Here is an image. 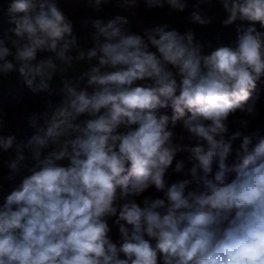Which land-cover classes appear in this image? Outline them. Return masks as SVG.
Returning <instances> with one entry per match:
<instances>
[{
	"label": "clouds",
	"instance_id": "obj_1",
	"mask_svg": "<svg viewBox=\"0 0 264 264\" xmlns=\"http://www.w3.org/2000/svg\"><path fill=\"white\" fill-rule=\"evenodd\" d=\"M105 2L87 0L97 11ZM143 2L187 7L186 0ZM220 2L224 26H249L205 54L191 31L161 25L139 35L119 15L91 21L93 45L83 49L58 0H11L14 27L0 38V73L18 71L41 92L57 73L81 62L87 68L62 80L63 98L49 103L44 126L30 117L36 132L26 142L0 135V150L16 154L11 172H29L0 207V264H264V138L253 145L244 136L231 166V141L241 133L225 139L230 115L254 113L253 92L264 77V31L255 26L264 29V0ZM192 21L211 23L198 12ZM167 108L171 116L159 114ZM180 121L187 136L169 129ZM178 152L189 153L192 180L168 185ZM174 171L184 172V161ZM192 182L199 187L186 191ZM152 186L164 198L146 197L141 206L136 198ZM106 217H116L119 245Z\"/></svg>",
	"mask_w": 264,
	"mask_h": 264
},
{
	"label": "trees",
	"instance_id": "obj_2",
	"mask_svg": "<svg viewBox=\"0 0 264 264\" xmlns=\"http://www.w3.org/2000/svg\"><path fill=\"white\" fill-rule=\"evenodd\" d=\"M11 0H0V38L8 35H12L10 29L14 27L9 23L10 14L8 12L9 4ZM187 7L184 11H177L172 9L167 3L163 7L149 8L143 0H137V4L134 8L122 7V0L120 4L116 0H107V2L100 5L99 10H95L89 7L87 0H58L59 7L64 11L65 15L72 21L73 35L76 36L81 48L88 49L92 47L93 41L91 39L92 33L95 32L91 21L100 19L103 22H107L116 16H123L128 19V24L125 28L132 33L143 35L145 28H153L156 26L167 25L168 30L175 29L179 33L193 32L194 39L199 41L204 46L205 54L214 50L221 45L232 44L237 37V28L241 25L249 26L248 22L236 21L232 25L224 26L222 21L227 17L226 11L220 0H207L206 3H201L200 0H186ZM198 12L202 17L209 18L211 23L207 25H200L192 21V13ZM135 25L138 26L134 27ZM257 30L264 31L257 23ZM210 45V46H209ZM151 51H155L154 48H150ZM50 53H40L38 58H47ZM75 55V53H73ZM9 59H12L9 57ZM171 67V66H170ZM174 70V69H173ZM0 82L3 85H10L16 88V93H8L5 89L0 87V135H2L3 127L7 124H13L20 118L36 114L41 109L42 100L50 92H57L58 90L49 89V91L34 92L33 89L28 88L23 81V77L20 76L18 71H12L7 74L0 73ZM143 81H138L137 84H144ZM255 98L254 113L249 115L242 113L239 110L229 116L228 126L231 125L234 132H240L241 136L235 140H232L233 151L228 157L226 163L231 166L236 160V151L239 149L244 136H253V145L259 138H264V83L261 80L257 83V88L253 92ZM159 114L172 115L170 108L161 109ZM247 121L246 124H241V121ZM28 127H31L27 123ZM135 127V126H133ZM169 129L174 131L178 136H187V133L182 128V121L177 122L173 128L171 123ZM127 129L121 127L120 132H124ZM175 141V140H174ZM188 143L187 140L184 141ZM251 147V146H250ZM189 153L178 152L173 161L172 166L168 169L165 180L168 185L172 183L188 179L192 180L191 176L187 174V170L191 168V162L188 160ZM177 161H184V172L177 173L174 171ZM213 170H216V164H213ZM211 178V177H210ZM234 178V173L227 177V180ZM199 186L192 182L186 191L196 190ZM150 197L164 198L162 191H157L154 186L146 190L140 197L136 198L137 203L143 206L142 202L144 198ZM119 203H122L119 202ZM110 227L108 233L110 239L119 245L121 242V236L118 226L115 225L116 217H106ZM147 238V237H145ZM153 246L155 241H151ZM121 258L123 254H121ZM162 264V262H160Z\"/></svg>",
	"mask_w": 264,
	"mask_h": 264
},
{
	"label": "built area",
	"instance_id": "obj_3",
	"mask_svg": "<svg viewBox=\"0 0 264 264\" xmlns=\"http://www.w3.org/2000/svg\"><path fill=\"white\" fill-rule=\"evenodd\" d=\"M174 71V70H173ZM0 87L5 89L8 93H16V88L10 85H3L0 82ZM62 92L58 90L57 92H51V95L48 93L45 98L42 100L41 109L34 115L38 117V126H44V120L42 114L45 111H48L49 103L58 105L62 100ZM30 116L26 118L22 117L13 124H7L3 127L2 135L4 136H15L16 141H24L26 142L28 138H30L35 132L36 128L30 124ZM84 119V117H81ZM27 123L30 124L31 127L27 126ZM15 151L13 149H9L7 152L0 150V203L5 200V197L11 193L14 189L19 187V184L22 178L29 174L27 168L22 170L19 174H13L8 167L9 162L15 159ZM29 167L31 166L30 161H26ZM12 177L11 179L9 177Z\"/></svg>",
	"mask_w": 264,
	"mask_h": 264
},
{
	"label": "rangeland",
	"instance_id": "obj_4",
	"mask_svg": "<svg viewBox=\"0 0 264 264\" xmlns=\"http://www.w3.org/2000/svg\"><path fill=\"white\" fill-rule=\"evenodd\" d=\"M117 3L120 4V0H116ZM134 27H137V25H135ZM38 59H45V58H38ZM94 63V62H93ZM87 68V65L84 64L83 62H81L80 64H76L74 65L73 69L69 70L67 73L65 74H60V73H57L54 78H53V81L50 83V89H53V90H61V87H62V80L63 79H74L75 76L79 75V73L83 70H86ZM262 81L264 83V77H262ZM85 85H81V87H84ZM28 87V86H27ZM29 88V87H28ZM32 89V88H31ZM89 91H91V89H89ZM85 118V117H84ZM175 140V139H174ZM174 142H179V141H174ZM184 143V141L182 142ZM61 164L63 165H67L68 164V161H61L60 162Z\"/></svg>",
	"mask_w": 264,
	"mask_h": 264
},
{
	"label": "water",
	"instance_id": "obj_5",
	"mask_svg": "<svg viewBox=\"0 0 264 264\" xmlns=\"http://www.w3.org/2000/svg\"><path fill=\"white\" fill-rule=\"evenodd\" d=\"M135 32H136V30L135 31H132V33H135ZM228 129H229L228 130V133L225 136V139L226 140L227 139H230L235 134L234 129H233V127L231 125L228 126ZM3 204H4V201L0 203V207H2Z\"/></svg>",
	"mask_w": 264,
	"mask_h": 264
}]
</instances>
